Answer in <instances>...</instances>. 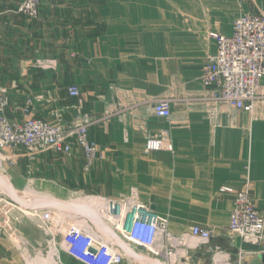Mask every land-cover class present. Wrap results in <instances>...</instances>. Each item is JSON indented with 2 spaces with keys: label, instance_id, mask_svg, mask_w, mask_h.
Returning <instances> with one entry per match:
<instances>
[{
  "label": "crops",
  "instance_id": "crops-1",
  "mask_svg": "<svg viewBox=\"0 0 264 264\" xmlns=\"http://www.w3.org/2000/svg\"><path fill=\"white\" fill-rule=\"evenodd\" d=\"M21 1L0 0L7 116L20 119L14 110L31 100V117L52 125L80 112L109 118L90 129L99 157L89 169L79 146L70 154L3 151L0 264H81L63 240L96 218L68 207L128 196L190 240L176 264H264V243L227 231L235 195L223 191L250 187L264 216V102L253 113L215 104L201 82L217 51L211 35H232L245 14L264 16V0H42L40 20L12 14ZM157 99L172 100L171 120L154 115ZM163 131L171 149L147 152L148 137ZM194 225L214 231L210 243L189 239ZM146 258L124 264H168Z\"/></svg>",
  "mask_w": 264,
  "mask_h": 264
},
{
  "label": "built area",
  "instance_id": "built-area-1",
  "mask_svg": "<svg viewBox=\"0 0 264 264\" xmlns=\"http://www.w3.org/2000/svg\"><path fill=\"white\" fill-rule=\"evenodd\" d=\"M41 0H24L20 12L31 17L39 15ZM217 44L215 54L208 56L201 76L203 86L209 88V100L225 104L233 109L253 113L258 102H264V16L245 14L234 23L233 34L211 35ZM0 97V170H5L6 158L3 151L9 147H25L34 155L47 151L70 154L79 146L86 156L89 169L99 157V145L89 135L93 125L109 118H98L80 112L66 124L51 123L31 117L32 101L15 109L22 116L10 119L6 112L10 99L2 92ZM70 95L78 97L77 87L70 88ZM172 100L157 99L152 110L157 118L171 120ZM168 131L147 139V152L170 150ZM234 197L231 224L227 231L239 236L244 243L261 246L264 243V216L255 207L251 189L235 191L224 188ZM97 212L95 221L86 228H74L64 237V250L81 264H124L146 258L163 260L176 264L185 257L182 248L191 249L190 240L175 236L170 231L169 217L162 216L150 204L143 203L135 196L118 200L94 198ZM189 239L197 246L210 243L214 231L200 225L190 229ZM52 238L51 252H54ZM55 254V253H54ZM142 254V255H141ZM57 258L60 259L58 254ZM61 262V260H59ZM185 262L188 263L187 259Z\"/></svg>",
  "mask_w": 264,
  "mask_h": 264
},
{
  "label": "bare ground",
  "instance_id": "bare-ground-1",
  "mask_svg": "<svg viewBox=\"0 0 264 264\" xmlns=\"http://www.w3.org/2000/svg\"><path fill=\"white\" fill-rule=\"evenodd\" d=\"M71 210L77 211V213H82L84 215H87L91 218L97 217V212L95 209L92 208V206L89 203H82L80 205H72L70 206Z\"/></svg>",
  "mask_w": 264,
  "mask_h": 264
},
{
  "label": "rangeland",
  "instance_id": "rangeland-1",
  "mask_svg": "<svg viewBox=\"0 0 264 264\" xmlns=\"http://www.w3.org/2000/svg\"><path fill=\"white\" fill-rule=\"evenodd\" d=\"M23 1L24 0H22L21 1V3H20V5L15 9V10H13L12 11V14H22V15H24V16H26V17H28V18H30V19H33V20H40L41 18H42V9H41V6L42 5H40V8H39V15L37 16V17H31V16H29L28 14H25V13H23V12H20L19 10H20V7L22 6V4H23ZM40 4H42V0H41V3ZM4 15V14H3ZM2 16V15H1ZM2 92H5L6 94V96L10 99V93L7 91V90H2V91H0V97L2 98V96H3V94H2ZM9 109V108H8ZM15 111V110H14ZM9 192V191H8ZM68 206H70V205H68ZM69 209H71V207H68ZM70 211V210H69ZM71 212H74V211H71ZM142 255V254H141Z\"/></svg>",
  "mask_w": 264,
  "mask_h": 264
}]
</instances>
